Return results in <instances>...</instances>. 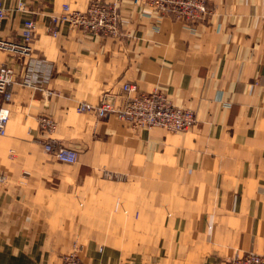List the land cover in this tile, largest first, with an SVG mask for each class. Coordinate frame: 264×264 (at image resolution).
<instances>
[{"label": "crops", "instance_id": "1", "mask_svg": "<svg viewBox=\"0 0 264 264\" xmlns=\"http://www.w3.org/2000/svg\"><path fill=\"white\" fill-rule=\"evenodd\" d=\"M24 1L28 12L3 0L2 35L20 39L32 16V51L44 65H13L18 82L4 104L11 115L0 136V172L8 177L0 186V264H62L74 246L92 264L264 255V0H209L210 14L189 23L109 0L119 5L120 43L67 22L50 32L63 5L85 11L90 0ZM10 58L0 50V66ZM26 77L32 85L21 84ZM120 80L194 108L196 123L137 134L116 115L99 121L78 110L97 105ZM44 114L78 149L76 162L43 153Z\"/></svg>", "mask_w": 264, "mask_h": 264}, {"label": "built area", "instance_id": "2", "mask_svg": "<svg viewBox=\"0 0 264 264\" xmlns=\"http://www.w3.org/2000/svg\"><path fill=\"white\" fill-rule=\"evenodd\" d=\"M17 10L28 12L24 0H17ZM209 0H131L134 6L144 7V13H155L158 17L170 16L187 23L205 19L211 12ZM63 13L51 18L50 32L58 33L61 23L67 22L74 30H83L99 38H112L122 42L126 36L122 28V18L117 3L109 0H90L85 11L71 9L63 5ZM9 10L0 0V50L10 54V62L0 66V136L7 132L11 110L4 104L11 98V87L18 82V76L13 65L23 64L29 69L44 65V61L33 54L32 42L36 35L35 20L32 16L24 19L21 38L11 40L2 35V25L8 17ZM33 80L26 77L23 85H32ZM124 93L128 94L127 108L121 113L129 119L143 124L142 130L152 131L166 129L174 132L187 131L196 123V112L192 107L173 104L162 91H140L135 81H120ZM46 92H44L45 95ZM110 94L116 96L115 93ZM47 95V94H46ZM112 100H102L96 106L82 105L79 111H91L100 118L107 117L114 108ZM108 103V104H105ZM49 154L55 155L58 161L73 163L77 159V151L50 141L45 146ZM7 177L0 173V186L7 184ZM62 264H91L76 255H66ZM229 264H264V256L256 253H244L232 257Z\"/></svg>", "mask_w": 264, "mask_h": 264}, {"label": "rangeland", "instance_id": "3", "mask_svg": "<svg viewBox=\"0 0 264 264\" xmlns=\"http://www.w3.org/2000/svg\"><path fill=\"white\" fill-rule=\"evenodd\" d=\"M106 39H112V38H103L102 40L103 41H106ZM114 41L118 42L116 39H113ZM120 81H127V80H120ZM120 81H116V82H113L111 84H109L101 93V96H100V100L98 103H101L102 100H112V102H110L109 104L112 105V107L114 108V111L111 112L107 117L105 118H100L98 116H96L97 120L99 121H107V119L111 116V115H116L118 116L124 123V126L132 133H141L143 132L144 130H142L143 128V124L137 122V121H132L129 119L128 115L127 114H123L121 113L122 110H125L127 108L126 104H127V101H128V97H126V100L124 101V103H120V99L121 97H123V89L121 87V85L119 84ZM129 81V80H128ZM155 90H158V91H162L160 89H154L153 91ZM45 95L44 97H47L49 95V91H45ZM111 92L115 93L116 96L110 94ZM163 92V91H162ZM47 94V95H46ZM168 97V96H167ZM168 99L170 100V98L168 97ZM171 101V100H170ZM172 102V101H171ZM173 104H175L174 102H172ZM105 104H108V103H105ZM83 105H89L87 103H84ZM176 105V104H175ZM82 106V105H81ZM91 106H96V105H91ZM80 107V106H79ZM78 107V109H79ZM10 120V119H9ZM9 123V122H8ZM38 123H39V127H40V131H41V141H42V144H43V153L48 156V157H51V158H54L58 161V159L55 157V155L53 154H49L47 151H46V144L50 141H54L55 143L57 144H60L64 147H68V148H71V149H75L79 155V151L78 149L74 148V147H71V146H68L66 144H64L57 136V130H58V124H57V121L56 119L50 115V114H44V115H41L39 118H38ZM7 130H8V125H7ZM153 132H158L160 131L158 128H156V130H152ZM162 134L166 135V134H172V133H176L174 131H170V130H166V129H162ZM7 133V132H6ZM178 133V132H177ZM9 157L13 158L16 153H15V150H9ZM78 155H77V159H78ZM77 159L75 160V162L77 161ZM74 163V162H73ZM1 174L5 175L7 177V175L5 173H2L0 172ZM8 178V177H7ZM4 186V185H3ZM248 253H256L258 255H262L264 256L263 254H260V253H257V252H248ZM244 253H241V254H236L232 257H236L237 255H242ZM68 255H76L78 257H80L82 260L83 258L80 256L78 250H77V246H74L72 248V250H69L67 251L65 254H64V257H63V260L65 258V256ZM232 257H229L228 259H224L222 260V263L221 264H229L230 260L232 259ZM224 261V262H223ZM87 262V261H85ZM88 263V262H87ZM92 264V263H91Z\"/></svg>", "mask_w": 264, "mask_h": 264}]
</instances>
